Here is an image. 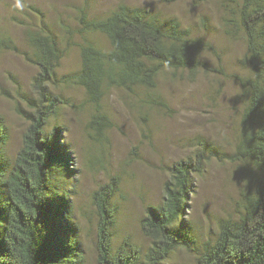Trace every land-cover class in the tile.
<instances>
[{
    "label": "trees",
    "instance_id": "1",
    "mask_svg": "<svg viewBox=\"0 0 264 264\" xmlns=\"http://www.w3.org/2000/svg\"><path fill=\"white\" fill-rule=\"evenodd\" d=\"M237 7L228 23L246 41L242 64L248 75L239 79L245 107L239 142L229 158L250 166L249 174L254 170L253 178L257 177L242 193L241 211L237 218L221 221L218 232L205 241L194 235L185 216L195 178L218 155L214 145L200 143L194 155L170 166L162 203L146 208L141 230L150 246L145 253L128 237L116 244L120 177L98 187L92 195L97 264H165L178 251L194 252L195 264H264V0H240ZM77 23L78 28L67 31L63 39L46 26L25 32L26 59L37 69L35 97H23L27 111L19 109V114L28 128L14 158L7 153L10 133L0 114V264H87L67 186L77 173L73 151L66 129L55 122L64 109L76 108L64 91L84 90L93 112L90 134L102 140L109 123L103 107L108 90L154 91L166 72L194 76L211 49L177 19L161 20L150 10L126 4L94 18L84 7ZM74 37L79 38L74 46L80 69L58 76Z\"/></svg>",
    "mask_w": 264,
    "mask_h": 264
},
{
    "label": "rangeland",
    "instance_id": "2",
    "mask_svg": "<svg viewBox=\"0 0 264 264\" xmlns=\"http://www.w3.org/2000/svg\"><path fill=\"white\" fill-rule=\"evenodd\" d=\"M240 0H1L0 1V114L10 133L8 156L14 158L23 144L28 123L19 109L27 111L23 97H35L32 84L37 69L27 62L29 48L25 32L46 26L61 39L78 28L80 10L87 7L91 18L104 17L120 4L150 10L161 20L177 19L192 36L211 47L204 67L196 75L173 76L166 72L154 91L129 92L110 89L103 100L109 123L105 138H93L88 124L92 108L80 88L65 95L76 108H67L59 121L71 145L76 177L67 186L72 191L75 220L87 264H97L96 224L92 195L112 177L121 179L116 199L118 225L116 244L130 238L143 253L150 246L141 230L148 206L163 201L169 168L194 155L200 143L217 148L205 172L195 178L190 208L185 216L199 241L218 232L219 223L237 218L242 193L254 186L250 166L233 162L245 98L239 79L248 71L242 64L246 54L243 34L228 21L235 18ZM74 37L58 76L73 74L81 66ZM107 47L102 37H97ZM204 141V142H202ZM259 177V176H258ZM261 177V176H260ZM195 253L178 251L165 264H195Z\"/></svg>",
    "mask_w": 264,
    "mask_h": 264
}]
</instances>
